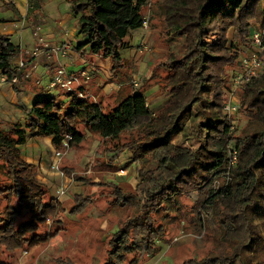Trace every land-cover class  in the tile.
<instances>
[{
  "label": "trees",
  "instance_id": "trees-1",
  "mask_svg": "<svg viewBox=\"0 0 264 264\" xmlns=\"http://www.w3.org/2000/svg\"><path fill=\"white\" fill-rule=\"evenodd\" d=\"M150 1L70 0L72 13L78 18V35L86 42L79 44L78 49L88 46L91 54L119 63L120 52L126 49L125 39L147 23L143 9ZM162 9L172 40L182 38L184 44L163 64L173 72V98L159 115L153 116L147 97L141 92L123 99L105 114L102 105L90 101L84 96V89L79 88L67 94L68 104L45 96L32 107L23 106L24 125L4 129L0 123V161L11 182L6 192L19 198L20 207L35 214L34 223L15 229L14 219L19 211L7 209L0 224L5 244L13 241L11 246H22L26 233L35 231L37 222L53 215L57 205L54 199L44 202L47 188L36 179L37 166L23 158L21 148L29 140L52 138L55 150L64 153L68 150L63 142L68 136L72 137L69 150L85 140L80 125L86 132L111 142L119 141L128 131L142 129L145 142L130 150L138 176L145 173L148 177V172L142 171L143 164L149 159L157 161L160 175L147 179L149 184L143 186L151 198L147 199L150 207L153 200L166 201L169 194L189 190L186 186L201 191V208L206 214L217 215L221 205L227 207L222 213V233L227 237L224 242L231 244L229 251L223 244L220 255L205 259L202 264H254L256 259L262 261L257 264H264V70L241 88L246 89L242 107L255 117L256 123L246 127L243 137H237L224 111L225 83L211 81L224 76V68L233 64L226 52L228 41L222 39L214 50L206 43L204 33L216 25L224 33L238 26V35H248L247 21L254 18L264 28V0H163ZM19 53V47L0 33V72L7 76L6 84L17 78L14 89L20 96L18 84L24 74L14 65ZM179 137L197 144L183 149L172 140ZM233 151L238 156L235 165L231 164ZM86 208L85 200L78 201L74 212L80 214ZM136 216L114 233L113 249L105 264H124L126 255L132 252L154 255L160 232L148 225L147 211ZM130 230L138 231V237L129 245Z\"/></svg>",
  "mask_w": 264,
  "mask_h": 264
},
{
  "label": "rangeland",
  "instance_id": "rangeland-1",
  "mask_svg": "<svg viewBox=\"0 0 264 264\" xmlns=\"http://www.w3.org/2000/svg\"><path fill=\"white\" fill-rule=\"evenodd\" d=\"M42 2L44 4H41L38 12L40 31L37 36L44 38L46 43L33 37L32 31L36 27L30 28L31 35L24 34L17 58L23 54L29 60L35 52L46 50V44H56L61 33H70L73 29L78 31V18L72 13L70 0ZM162 2L163 0H151L150 5L143 9L147 23L143 29L131 33L125 39L126 49L121 50L119 63L92 54V68L83 72L88 73V76L83 78L82 73L77 77L79 82L73 85L75 91L84 89V96L101 104L105 114L113 111L123 99L135 92L146 95L153 116L159 115L173 98V72L163 64L170 60L171 55H175L171 54L173 51H181L184 41L182 38L172 40L173 35L168 31L163 15ZM11 12L0 10V21L14 19V13ZM247 23L248 35H238V26H232L224 33L213 25L204 32L206 43L214 50L222 39L228 41L226 52L233 64L224 68V76L211 79L214 83L217 80L225 83L226 101L233 89V77L240 72V61L251 52L259 50L252 45L251 37L254 32L260 29L263 31L264 28H260L261 23L255 18ZM13 41L19 44L20 35L14 36ZM87 54L86 59L90 57V52ZM65 63L70 71L78 73L83 69V65H76L69 62V59ZM55 72L54 69L50 71L40 65L34 75L35 79H40V87L46 92L49 91L47 85ZM1 85L5 84L0 83ZM245 91L246 89L236 91L234 100L239 110L230 117L237 137H243L246 127L256 123L255 117L245 106L242 107L245 105ZM26 92L33 94L31 88ZM46 92L44 94L48 97H58L60 94L56 89L49 94ZM63 95L64 98L58 102L68 104L67 94ZM20 116L16 106L10 103L0 105V122L4 129L11 125L12 118ZM79 130L84 133L85 140L81 145L64 151L60 164L63 176L54 167V153L48 163V171L37 169L36 172V179L47 188L44 202L54 199L57 204L53 215L43 222H37L38 228L26 233L20 247L11 246L15 243L13 241L9 245L5 244L0 236V264H105L113 249L114 233L120 231L136 215L146 211L148 225L160 232V237L155 242L154 255L145 251L128 253L124 264H202L203 260L217 257L218 253L220 255L223 244L226 245V251L230 250L231 244L224 242L227 237L222 233L221 223L224 218L222 213L227 211V207L221 205L217 215L206 214L201 208V191L186 186L190 189L177 191L175 195L169 194L165 196L166 201L153 200L152 208L150 207L147 199L151 198L146 195L143 186L149 184L148 180H152V177L160 175L157 161L147 160L142 171H147L148 177L144 171L142 177L138 176L136 165L133 164L135 157L130 150L131 146L139 148L145 142L142 129L128 131L116 142L105 141L96 134L86 132L83 125H80ZM150 140L148 137V141ZM172 140L183 149L193 148L197 144L184 142L181 137L179 140ZM39 144L38 152L45 156L49 154L48 146L44 142ZM1 164L0 161V224L3 223V214L9 208L19 211L14 219L15 229L34 223L35 214L26 207H20L19 198L6 192L11 182L6 176L7 168ZM60 190H64L65 194L60 195ZM83 200L86 201L87 208L83 213L75 214L74 205ZM144 206L147 208L144 209ZM137 232L130 230L127 234L129 245L138 237ZM260 262L262 261L256 259L254 264Z\"/></svg>",
  "mask_w": 264,
  "mask_h": 264
},
{
  "label": "crops",
  "instance_id": "crops-1",
  "mask_svg": "<svg viewBox=\"0 0 264 264\" xmlns=\"http://www.w3.org/2000/svg\"><path fill=\"white\" fill-rule=\"evenodd\" d=\"M43 0H11L10 2L7 0H0V10L1 11H7V12H13L14 13V19L11 20H3L0 21V33L3 35L8 36L12 43L14 36L20 35V42L19 44L14 43L16 46L20 48L21 41H23L24 34L31 35L30 34V28L35 29V31H32L33 37L39 38L40 41H44L46 43V40L44 38H40L37 36V33L39 34L40 28L38 23V15H39V9L41 7V4L43 5ZM11 10V11H10ZM11 12V13H12ZM12 13V14H13ZM67 20V18H66ZM41 23V20H40ZM42 24V23H41ZM63 24V23H61ZM38 25V26H37ZM51 38L53 36H50ZM70 44L72 46L71 50L67 52V56H57L53 50L57 48H61L64 45ZM79 44H86L85 40L80 38L78 35L77 29L70 33L60 34V39L52 46V44H46L48 47L46 50L43 49L42 52H35L32 54V57L29 58V60L25 59V56L21 54L19 58L14 60V65L16 68L19 67L21 63H24L25 66L22 68L19 72L23 73V80L19 82L18 86L20 87L22 93L20 96L16 93L14 89V85H1L0 86V105L2 103H10L17 107V112L21 116L19 118L16 117V119H11V125L14 124H21L24 125L25 122V115L23 113V105H28L29 107H32L33 104L44 98L46 90L42 87H40L41 81L40 79L34 77L35 73L37 72L40 65H43L45 68L49 69L50 71L54 69L55 76L50 78V82L47 85V91L46 93L49 94L50 91L57 90L60 92L57 99L60 100L64 96L63 94H68V92L65 91L64 88H62L61 85H57L56 87H51V83L55 79V77L58 74V71L61 69H64L66 71V77L65 81L69 79V77H80L81 74L84 71H87L88 69H91V62L92 57L90 53V57L86 59L87 52H90L89 47L86 46L85 48L78 49ZM55 55H54V54ZM69 59V62H73L76 65H83V69L76 73L74 71H70L67 69V64L65 63V60ZM99 64H97L98 67ZM87 68V69H86ZM242 71V69H240ZM88 76V73H86ZM86 78V77H83ZM86 80V79H85ZM31 88L33 91V94L30 92H26L27 89ZM36 92V94H34ZM47 97V96H46ZM67 97V96H66ZM64 98V97H63ZM25 103V104H24ZM21 119V120H19ZM23 120V122H22ZM1 123V122H0ZM39 142H44L47 147V154L39 153L38 150L40 148ZM23 158L28 163L34 164L37 166V169H41L42 172L48 171V163L50 159L53 157V151L55 150L53 144H52V138H39V139H31L28 141V143L21 148Z\"/></svg>",
  "mask_w": 264,
  "mask_h": 264
},
{
  "label": "built area",
  "instance_id": "built-area-1",
  "mask_svg": "<svg viewBox=\"0 0 264 264\" xmlns=\"http://www.w3.org/2000/svg\"><path fill=\"white\" fill-rule=\"evenodd\" d=\"M7 1L10 2L11 0H7ZM263 38H264V30L254 32L252 34V37H251L252 45L255 46V48L259 50L253 53L251 52L248 56L243 58L242 61H240V66H241L242 71L236 73L233 77V81H232L233 89L229 93V100L224 105V111L229 117L234 115L239 110V106L235 103V100H234L236 91L241 89L243 86L251 83L252 80L256 79L264 70V60L261 58L262 54L264 53ZM71 48L72 46L68 44V45H64L61 48H57L53 50V52L57 56L65 57L67 56V52L70 51ZM24 66L25 64L21 63L19 67L17 68L18 72L22 68H24ZM66 75L67 74L64 69H61L60 71H58L57 76L55 77V79L53 80L50 86L53 88V87H56L57 85H61L62 88H64L66 92L68 93L75 92L73 85L79 82L78 78L73 76V77H69V79L65 81ZM83 76L87 77V74L83 73ZM0 83L2 84L7 83V76L3 75L1 72H0ZM16 83H17V78H14L12 83L8 85H14ZM136 86L138 85L136 84ZM70 140H72V137L68 136L66 140H64L63 142V145L67 150H69L70 148L68 145V141ZM54 154L56 157V162L54 164V167L59 171L60 175L63 176V174L60 172L59 164L64 154L61 152H58L57 150H55ZM237 158H238L237 152L233 151L231 153V164L232 165L236 164ZM58 193L60 195H64L65 191L60 190L58 191Z\"/></svg>",
  "mask_w": 264,
  "mask_h": 264
},
{
  "label": "bare ground",
  "instance_id": "bare-ground-1",
  "mask_svg": "<svg viewBox=\"0 0 264 264\" xmlns=\"http://www.w3.org/2000/svg\"><path fill=\"white\" fill-rule=\"evenodd\" d=\"M55 152V151H54Z\"/></svg>",
  "mask_w": 264,
  "mask_h": 264
},
{
  "label": "water",
  "instance_id": "water-1",
  "mask_svg": "<svg viewBox=\"0 0 264 264\" xmlns=\"http://www.w3.org/2000/svg\"><path fill=\"white\" fill-rule=\"evenodd\" d=\"M264 60V59H263Z\"/></svg>",
  "mask_w": 264,
  "mask_h": 264
}]
</instances>
